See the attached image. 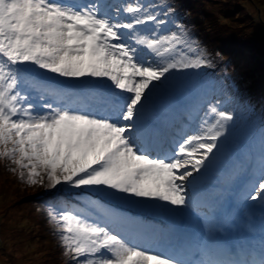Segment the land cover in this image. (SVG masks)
<instances>
[{
  "label": "snow or ice",
  "instance_id": "obj_1",
  "mask_svg": "<svg viewBox=\"0 0 264 264\" xmlns=\"http://www.w3.org/2000/svg\"><path fill=\"white\" fill-rule=\"evenodd\" d=\"M213 66L169 0H0V157L73 192L66 264H264V110Z\"/></svg>",
  "mask_w": 264,
  "mask_h": 264
},
{
  "label": "rangeland",
  "instance_id": "obj_2",
  "mask_svg": "<svg viewBox=\"0 0 264 264\" xmlns=\"http://www.w3.org/2000/svg\"><path fill=\"white\" fill-rule=\"evenodd\" d=\"M169 2L179 13L180 21L186 24L193 34L201 30L205 38V40L203 38L204 43L208 42L213 47L220 45L218 42H220L219 39L222 40V35L218 31V24L216 23L218 17L210 19L209 22L211 21V23H209L196 16L198 12H202L200 8L203 10L200 1H191L195 7V12L189 13L191 16L184 15L185 6H183L189 7L190 2L184 1L183 4L179 0H169ZM218 4L222 7L228 4L230 9L234 11L233 14L239 16L238 20L247 23V26L253 24L256 29L261 30V25L258 22L260 19L257 16L261 10L262 17H264V6L262 7L264 0H230L225 4L221 0H217L215 4L205 6L209 15L218 16L220 14ZM235 4L238 7H235ZM256 4L261 5L260 9L256 7ZM219 19L221 18L219 17ZM250 28L252 27L250 26ZM194 38L200 41L201 46L204 45L200 37L194 35ZM259 40H264V34ZM220 53L221 51L216 57L213 56L214 66L206 68L205 71L224 79L228 85L232 86L233 91L238 96L254 107L257 115H259L264 110V93L260 89L261 84L252 81L258 75V71H256L258 66H245L242 63L240 65V61L236 64H232L234 61L225 62V58ZM235 68L236 75L233 76V69ZM258 86L260 87L258 88ZM14 167L15 165L10 160L0 157V264H66L67 258L63 255V249L58 238L52 232V225L48 222L45 208V201L49 200V197H55L60 187L55 190H45L47 195L41 197L36 192V197L30 199L28 196L30 192L42 185H29L21 181L18 170L16 172L10 170ZM60 196L64 195L60 194ZM144 218L155 225L163 223L162 218L157 217L153 212H143L141 219L144 220Z\"/></svg>",
  "mask_w": 264,
  "mask_h": 264
},
{
  "label": "trees",
  "instance_id": "obj_3",
  "mask_svg": "<svg viewBox=\"0 0 264 264\" xmlns=\"http://www.w3.org/2000/svg\"><path fill=\"white\" fill-rule=\"evenodd\" d=\"M179 1L181 2V4H183L184 1L187 3L189 2L191 3V1L193 0H179ZM196 1H200L203 5V10L200 8V11L202 12L201 13L198 12V15H196L197 17L205 19V21L207 22H209V20L213 19L214 17L215 18L218 17L217 18L218 22L216 21V23L218 24V31L222 35L221 36L222 40L219 39L220 42L218 43L222 46L217 45L216 47H213L206 41H205L206 43H204L205 38L203 37L201 30H199V32L194 34L195 37L201 38L204 44L203 47L207 48V51L211 54L212 58L214 55L216 57L217 54L221 51L220 54H222V57L225 58L224 60L225 62L234 61V63L232 64H236L240 61V65L241 63L245 64V66L246 65H250V66L257 65L258 68H256V71H258L257 73L258 75L252 81L261 84V87L258 86V88L260 87L261 91L264 93V40H259L260 37L264 34V17H262L261 10H260L259 16H257V18L260 19L259 21L258 20L257 21L261 25V28H260L261 30H258L254 27L253 24H248L247 26V23H244L241 20H238L239 16L233 14L234 11L230 9L228 4H225L230 0H226V2L225 0H221V2H223V4H225L227 7L225 5L222 7L218 4V7H219L218 11L220 13L218 16H216L215 14L209 15V12L207 8L205 7L207 5L208 6L212 5V3L215 4L217 0H195V2ZM191 5L192 3L189 4V7H187L186 5H183L185 6L184 15L191 16V14L189 13L195 12V7L193 5L192 7ZM239 5L242 6L241 4ZM260 6L261 5L256 4V7L259 9H260ZM263 6L264 5H262V7ZM235 7H238V6L236 5ZM219 17L221 19H219ZM209 23H211V21ZM250 26L252 28L249 29ZM214 70L215 68L213 69V71ZM234 75H236V68L233 69V76ZM38 187H39L38 189L36 188L35 190H32V192H30V194L28 195L30 199L34 196L36 197L37 193L40 194L39 197H41L42 195H47V192H45V190H49V189H47L46 187L42 188V186H38ZM34 191L35 193H33ZM60 194L67 196V197H71L73 195V192L60 188L58 194L55 197L60 196ZM49 198H53V197H49ZM144 220L147 221L148 219L144 218Z\"/></svg>",
  "mask_w": 264,
  "mask_h": 264
}]
</instances>
